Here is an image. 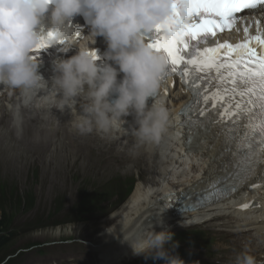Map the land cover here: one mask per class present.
Wrapping results in <instances>:
<instances>
[{"label": "clouds", "instance_id": "1", "mask_svg": "<svg viewBox=\"0 0 264 264\" xmlns=\"http://www.w3.org/2000/svg\"><path fill=\"white\" fill-rule=\"evenodd\" d=\"M171 12L172 0H0V89L17 91L23 107L46 94L51 98L49 112L52 108L61 113L68 110L72 128L81 136L127 134L124 125L131 116L133 149L158 147L172 118L164 99L157 95L167 62L148 46L143 33L164 23ZM82 13L88 18L93 43L102 37L107 58L117 67L107 63L98 67V57L91 54L95 50L77 48L74 55L54 60L52 75L45 79L32 50L48 32L56 40H70L73 27L78 26L73 21ZM10 113V128L22 139L25 120L21 107L10 108ZM125 242L146 259L183 264L173 255L178 242H172L166 232L154 233L152 225L130 234ZM234 264H257V260L242 250Z\"/></svg>", "mask_w": 264, "mask_h": 264}, {"label": "snow or ice", "instance_id": "2", "mask_svg": "<svg viewBox=\"0 0 264 264\" xmlns=\"http://www.w3.org/2000/svg\"><path fill=\"white\" fill-rule=\"evenodd\" d=\"M262 6L264 0H172L170 16L154 28L159 35L149 41L148 46L168 65L161 79L176 73L192 93L182 109L189 135L193 128L207 130L214 125L223 136V154L230 156L231 171L221 183H228L205 199L236 191L264 165V29L258 23L257 33L249 36V28L244 27V40L235 45L225 42L202 51L198 45L233 30L242 20L239 14ZM40 40L32 52L65 43L52 32ZM91 54L96 56L94 51Z\"/></svg>", "mask_w": 264, "mask_h": 264}, {"label": "rangeland", "instance_id": "3", "mask_svg": "<svg viewBox=\"0 0 264 264\" xmlns=\"http://www.w3.org/2000/svg\"><path fill=\"white\" fill-rule=\"evenodd\" d=\"M77 177L64 171L54 174L51 168L40 167L39 163L32 162L27 167H21L18 162L0 163V207L5 210L2 217L5 224L0 230V236L7 237V242L0 246V264H53L48 261L54 256L60 258L58 264L67 263L66 259L71 255V251L61 249V246L65 245L43 246L42 244L52 242L59 237L72 236L76 231L80 236H84L82 230H74L80 226L78 221L71 225L68 223L76 220L71 216L73 206H76L75 215L82 208L77 207L81 197ZM146 177L145 172L140 176L142 180H146ZM41 180L57 184V190L64 191L49 194V202L44 206L43 199L39 195ZM124 190L125 186L121 184L102 196L101 201L107 202L111 195L122 194ZM92 204L96 207L100 205L99 201H92ZM64 256L66 258L62 260Z\"/></svg>", "mask_w": 264, "mask_h": 264}, {"label": "bare ground", "instance_id": "4", "mask_svg": "<svg viewBox=\"0 0 264 264\" xmlns=\"http://www.w3.org/2000/svg\"><path fill=\"white\" fill-rule=\"evenodd\" d=\"M160 169H162V171H159ZM149 174L150 176H152L151 181L147 183H135L134 188L130 191V196L127 198V200L122 203L119 208L111 212L110 220L112 219L114 220V222L111 223V225L105 230H108L111 233H116V231H118L121 227H126L127 221L130 222L136 217L144 218L151 213H153L151 216L158 217L159 214H161V210L163 208L161 201L169 197V195L167 194L168 191L172 187H181L182 185V179L174 176L173 180L170 173L166 172L163 166H158L156 167V169H151L149 171ZM253 180L260 182V184H258L257 187L250 189L249 191L235 194V196L227 199V201L219 202L216 208L220 210L231 209L232 201H235V199L239 197L236 195L245 196L247 194L250 195V198H255L256 201L260 203V208L258 209L264 212V199L260 196L261 188L264 186V174L262 175V172H259L258 176ZM49 185L50 187H48ZM39 186L41 187V194L39 195L41 199H43V206L48 204L47 202H49L50 199L49 194L64 192L62 189L61 191L57 190V184H53L51 182L47 183L46 181H42ZM235 212L241 220L247 215L251 217L249 220V223L251 224L250 229H255L256 235L248 234L247 236H244L239 234L237 237V243L233 244L240 246L242 244L241 240H243V243L246 244V246L250 247V249L261 250L264 245V237L260 234L264 232V220H262L261 222H255L253 220L254 218L261 217V214L255 210L249 211V209H247L246 211L235 210ZM258 240H262L263 243L258 244Z\"/></svg>", "mask_w": 264, "mask_h": 264}, {"label": "trees", "instance_id": "5", "mask_svg": "<svg viewBox=\"0 0 264 264\" xmlns=\"http://www.w3.org/2000/svg\"><path fill=\"white\" fill-rule=\"evenodd\" d=\"M4 211L5 210L0 207V230L2 229V227H4V224H5L2 221V217H3ZM5 242H7V237L0 236V246H2Z\"/></svg>", "mask_w": 264, "mask_h": 264}]
</instances>
